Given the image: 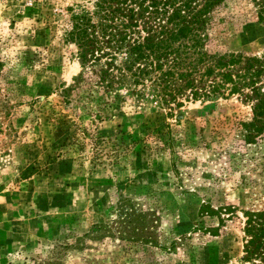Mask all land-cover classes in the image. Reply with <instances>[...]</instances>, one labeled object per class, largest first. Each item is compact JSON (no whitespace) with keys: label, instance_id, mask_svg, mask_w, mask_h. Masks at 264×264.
Listing matches in <instances>:
<instances>
[{"label":"rangeland","instance_id":"374dc122","mask_svg":"<svg viewBox=\"0 0 264 264\" xmlns=\"http://www.w3.org/2000/svg\"><path fill=\"white\" fill-rule=\"evenodd\" d=\"M90 1L0 0V264H239L244 213L264 208V133L245 143L239 127L250 103L125 95L98 111L59 42ZM256 11L233 1L206 51L263 56ZM120 201L144 215L139 239L121 236Z\"/></svg>","mask_w":264,"mask_h":264},{"label":"trees","instance_id":"16d2710c","mask_svg":"<svg viewBox=\"0 0 264 264\" xmlns=\"http://www.w3.org/2000/svg\"><path fill=\"white\" fill-rule=\"evenodd\" d=\"M233 1L91 0L78 11L67 9L59 42L73 48L79 78L98 111L122 103L125 95H151L164 104L184 93L192 101L240 95L250 103L251 118L239 123L243 141L250 143L264 133V55L244 59L206 51L235 21L228 12ZM247 1L264 24V0ZM244 217L239 264H264V208ZM115 218L121 236L139 239L143 214L120 201Z\"/></svg>","mask_w":264,"mask_h":264}]
</instances>
